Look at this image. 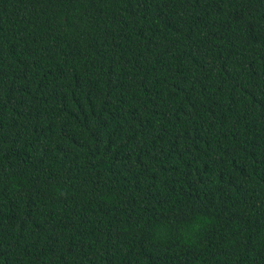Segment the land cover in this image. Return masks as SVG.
<instances>
[{
    "label": "trees",
    "instance_id": "obj_1",
    "mask_svg": "<svg viewBox=\"0 0 264 264\" xmlns=\"http://www.w3.org/2000/svg\"><path fill=\"white\" fill-rule=\"evenodd\" d=\"M0 264H264V0H0Z\"/></svg>",
    "mask_w": 264,
    "mask_h": 264
}]
</instances>
